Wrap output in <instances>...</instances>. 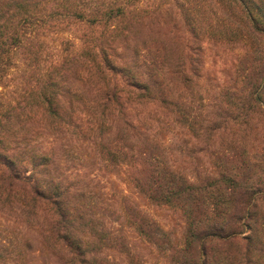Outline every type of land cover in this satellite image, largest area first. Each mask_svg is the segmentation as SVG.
<instances>
[{"label": "trees", "instance_id": "16d2710c", "mask_svg": "<svg viewBox=\"0 0 264 264\" xmlns=\"http://www.w3.org/2000/svg\"><path fill=\"white\" fill-rule=\"evenodd\" d=\"M140 1L0 0V85L15 50L31 70L26 78H35L28 96L22 95L23 105L0 95V204L17 209L25 220L45 256L41 264H140L125 228L155 249L164 264H264V148L253 149L240 138L225 147L214 140L217 131L234 135L239 127L250 129L255 116L264 121V0H172L194 37L198 28L214 39L256 43L237 61L241 91L225 89L224 118L208 122L192 101L171 90L164 71L168 65L187 84L193 57L179 69L155 45L159 32L150 31L151 44L140 39L146 26ZM81 24L99 28L85 47L96 76L92 92L63 84L54 74L58 60L51 72L39 71L48 31ZM167 114L213 146L212 170L188 174L169 162L148 130L149 121L158 123ZM37 115L42 121L35 126L30 118ZM76 119L83 121L100 159L127 166L128 182L143 198L178 211V239L129 197L122 196L120 208H114L64 182L52 147L35 139L38 134L46 138L47 130L58 133ZM102 126L112 134L95 132ZM25 246L30 249V242ZM13 260L27 264L22 253Z\"/></svg>", "mask_w": 264, "mask_h": 264}, {"label": "rangeland", "instance_id": "374dc122", "mask_svg": "<svg viewBox=\"0 0 264 264\" xmlns=\"http://www.w3.org/2000/svg\"><path fill=\"white\" fill-rule=\"evenodd\" d=\"M171 3L172 0H141L139 2L143 6L146 19V26L139 33V37L148 39V44H151L150 42L154 41L153 34H156L155 31L159 32V42L155 45L162 47L167 60L173 64H179V69L187 65L189 58L193 57V74L191 81L187 84L183 85L176 74L170 73L168 65L164 67L168 86L192 101L193 106L203 112L204 122L212 118L222 120L223 108L228 106L224 97L225 89L241 91L240 78L238 79L235 72L237 61L245 53L253 52L256 49V43L249 42L250 40L229 42L214 39L198 28L197 37H194L189 27L183 25L177 10ZM204 23L205 20L201 25ZM81 25L80 27L67 26L61 31H48L43 37L44 51L39 71L43 74L51 72L53 62L58 60L60 63L54 68V74L61 78L63 84L71 86L74 84L77 88L92 92L96 88V76L93 67L90 66V55L85 53V47L91 42V32H98L99 28ZM82 33H86L82 36L85 42L80 38ZM129 53L130 50L127 49L124 54ZM122 57L130 59L133 56ZM12 60V66L1 71L5 85H0V95L9 97L17 105H23L26 101L22 95L28 96L25 94L35 78L33 76L29 80L26 78L31 70L25 69L21 54L17 50ZM85 75L89 77L87 81L84 79ZM89 94L92 96V93ZM78 103V99H74L71 105L76 106ZM80 107L85 105L81 103ZM41 121L42 118L39 115L30 118V123L35 126H37L36 122ZM82 122L76 119L72 124V120L69 125L63 124L60 132L52 133L47 130L46 133H49L46 138L38 134L35 139L37 145L49 144L52 147L54 167H57L56 172L64 177V182L75 185L93 198L102 200L114 208H120L122 196H127L150 213L164 228L169 229L175 239H178L182 230L178 211L168 205H157L143 198L128 182L125 164H112L100 159ZM148 124V130L155 134L156 139L165 149L167 159L175 167L188 174L195 170H212L209 152L213 146L209 147V144L205 143L204 135L203 138H195L180 124L171 120L168 114L164 115V119L158 123L151 121L150 125L149 121ZM250 124H252L250 129L239 127L234 135L228 132L229 130L217 131L214 136L215 144L220 145L223 142L225 147L232 138L238 140L240 138L243 144L246 143L253 149L264 148V121L255 116ZM107 131L108 127L102 126L95 132L107 134L113 132V130ZM47 140L49 143H46ZM18 213L17 209L10 208L7 204H0V264H14L13 259H19L21 253L27 264H41L45 256L40 254L38 245H35L33 241L34 234ZM113 223L111 221L112 226H119L118 223ZM125 232L128 235L129 246L136 250L142 259L140 264H164L158 252L137 233L130 228H125ZM28 241L31 245L30 249L25 246Z\"/></svg>", "mask_w": 264, "mask_h": 264}]
</instances>
